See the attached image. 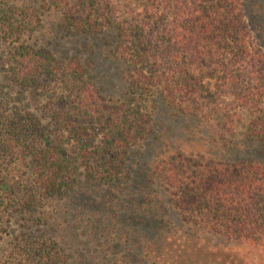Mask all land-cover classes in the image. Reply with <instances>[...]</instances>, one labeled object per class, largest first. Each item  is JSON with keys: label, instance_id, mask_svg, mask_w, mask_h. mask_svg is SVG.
Listing matches in <instances>:
<instances>
[{"label": "trees", "instance_id": "16d2710c", "mask_svg": "<svg viewBox=\"0 0 264 264\" xmlns=\"http://www.w3.org/2000/svg\"><path fill=\"white\" fill-rule=\"evenodd\" d=\"M12 1L0 0V91L13 104L0 105V234L14 223L26 232L9 242L3 264H72L41 232L82 182L123 192L129 154L152 133L146 103L157 91L171 110L219 121L231 139L250 112L244 137L264 144V51L249 21L253 12L264 18V0H129L126 19L114 0H41L65 32H118L123 100L104 97L80 60L32 48L40 15ZM157 174L185 226L264 256L262 163L179 155Z\"/></svg>", "mask_w": 264, "mask_h": 264}, {"label": "rangeland", "instance_id": "374dc122", "mask_svg": "<svg viewBox=\"0 0 264 264\" xmlns=\"http://www.w3.org/2000/svg\"><path fill=\"white\" fill-rule=\"evenodd\" d=\"M12 2L34 8L40 15L42 23L28 39L32 48L49 51L60 61L80 60L104 97L123 100L128 72L116 56V30L85 35L65 32L59 15L45 12L41 0ZM114 2L117 17L126 19L129 0ZM249 21L264 51V18L253 12ZM0 80L4 88L6 84ZM4 96L0 91V105L3 100L12 104ZM146 106L153 114L152 133L129 154L123 192L114 194L82 182L64 196L52 223L41 234L59 242L72 264H110L123 256L131 264H264L263 253L248 244L185 226L166 182L157 174L158 165L179 155L232 163L252 160L264 165V144L244 137L251 113L244 112L237 136L231 139L223 134L219 121L206 122L171 110L160 91ZM20 225L14 223L8 234H0V264L6 260L9 242L26 232Z\"/></svg>", "mask_w": 264, "mask_h": 264}]
</instances>
